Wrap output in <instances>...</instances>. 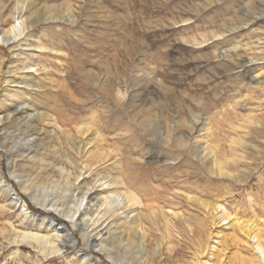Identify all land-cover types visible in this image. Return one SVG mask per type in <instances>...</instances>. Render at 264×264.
<instances>
[{"label": "rangeland", "instance_id": "374dc122", "mask_svg": "<svg viewBox=\"0 0 264 264\" xmlns=\"http://www.w3.org/2000/svg\"><path fill=\"white\" fill-rule=\"evenodd\" d=\"M22 20L28 29L16 39L8 36ZM253 56L257 60L247 62ZM242 62L256 66L245 69ZM257 66H264V0H0V143L16 146L27 128L15 119L40 111L42 120L31 118L40 146L30 156L44 160L18 157L14 166L7 148H0V264H119L89 247L55 210L52 216L79 237L78 255L70 249L46 255L36 241L16 242L17 231L55 232L40 223L45 212L12 172L34 184L51 175L61 181L54 150L68 147L55 133L78 125L95 126L108 147L92 174H124L128 168L133 177L160 187L157 216L149 207L152 194H141L142 205L125 211L124 198L112 190L98 206L102 214H113V231L120 226L117 232L125 234L121 247L127 244L125 227L140 224L130 258L139 260L147 250L155 264H264V76L257 78ZM62 114L79 122L62 125L56 120ZM178 116L192 126L177 123ZM175 134L193 137L198 152L172 161L181 167L168 175L164 157L181 152L168 147V135ZM206 144L233 178L220 177L215 161L200 159ZM69 153L77 165L64 166L80 173V157ZM81 169L76 187L92 180ZM76 189L66 206L75 218L87 205ZM16 193L29 207L27 217L9 200ZM196 197L217 209H204ZM223 214L230 219L221 221ZM252 223L260 241L242 229ZM84 251L91 256L82 261Z\"/></svg>", "mask_w": 264, "mask_h": 264}, {"label": "bare ground", "instance_id": "6f19581e", "mask_svg": "<svg viewBox=\"0 0 264 264\" xmlns=\"http://www.w3.org/2000/svg\"><path fill=\"white\" fill-rule=\"evenodd\" d=\"M27 29H28L27 21L24 20L18 21L17 24H14L10 27L7 35L12 36L13 33L12 37L13 39H16L17 37H20ZM28 46L32 47L33 45L29 43ZM226 51L227 50L225 49L220 51V55H224ZM253 60H257L256 57L253 56L248 61L247 60L246 61L253 62ZM247 62H242L241 66H244L245 69H249V68L251 69L252 67L256 66V65H252V67L251 66L249 67V65L246 64ZM257 71H258L257 78L259 76H264V66H257ZM124 92H125L124 93L125 98L130 97L129 90L127 88L125 89ZM33 116H35V118L39 120H42L43 118L42 112L36 110L35 112L30 113L29 117L21 116L15 119L16 122L21 121V122H17L18 124L21 125L22 123L23 126L24 125L26 126L27 129L25 132L27 133V135L25 138L19 139V143L18 144L16 143V146H13L11 144L13 147L10 148H7L5 143H3V146L5 147L3 149L7 148L5 153L9 156L11 165L15 164V161L18 157L28 158V160L37 157L36 154L33 155V157L30 156L31 153L36 152L37 148L40 146L39 139L38 137H36V133L39 131L38 126L33 125L31 123V118ZM62 116L63 114L60 115L59 117H56V120L59 123H62V125L70 126L71 124L73 125L74 123L79 122L77 121L78 119H76L75 117L64 118ZM178 118L179 119L177 123L182 122L185 123L187 127L192 126L191 124L188 123V121H186V119H184L183 116L182 117L178 116ZM197 131L198 130H196V132ZM53 132L54 131H51L49 133H53ZM178 132L184 134V129L179 130ZM55 135L59 144L66 145L68 147L64 150V153H59V149H57L56 147L54 150V153L59 157L58 160L61 161V165L55 168L56 170H58L60 176L62 177L61 181L57 179H52L54 176L51 175L50 177L49 176L46 177L42 183L38 184L39 182H37V184L36 183L34 184L33 182L34 179L29 180V178L23 175H16L15 170L12 172V175L14 176L15 179L18 180V184L22 187V189L26 191L31 197L32 201L36 203V205L39 206L45 212L41 215L37 214L40 217L39 218L40 223L44 224L47 229L48 228L52 229L55 233L54 235L48 236L26 230L25 231L23 230L21 232L17 231V233L19 234L16 235L17 238L16 242H23L25 240L36 241V243L40 247V250L45 252L46 255L59 253L61 249H70L75 252V255H78L77 248L79 245V237L74 231H71V229L68 227V224L66 222L61 221L59 217L52 216L53 210H55L54 212H56L59 216H63L64 219L66 218L69 221V223L72 224L73 229L79 233L82 239L86 240L87 245L89 247L91 248L98 247L99 251L102 252L110 260L114 262H118L119 264H129L130 262L132 263L131 260H133L134 264L136 263L155 264V260H153L154 256L152 257L151 251H147V250L141 252L139 260L130 258L131 256L129 254H131V250L135 246L136 231H141V228L139 227L140 224L139 223L137 224L136 220L133 221L134 223H129V222L125 223V224L129 223L127 228L125 227V231H127L128 238L126 240L127 241L126 246L121 247V242L122 240H124L123 237H125V234L122 232H117V229L120 228V226L117 227L115 231H113L111 224L118 226L116 222L114 223L112 222L113 220L111 221V217L113 216V214L110 215L107 213L102 214V211L98 210V206H100L101 208L104 201L107 200V196H106L107 193L111 192L112 190L117 191L118 194H120L122 198H124L125 211L136 210V207L142 205L143 201L140 197L141 194L145 196H149L150 194H152L153 196L148 199L152 202L149 207L150 209H153V213L157 216L159 214H157L158 209L156 208L157 207L156 203L159 204L162 198L159 195L161 193L159 185L158 187L157 185H153L149 178L141 179L140 177H133L130 174V172H127L128 168L127 171L124 172V174L123 172H121L120 174H112L110 176L100 175V174L95 176L94 174H92L93 172H98L97 165L99 163H102V158L105 159L104 156L108 148V147L106 148L103 145L105 138H101L97 128L93 125H84V126L78 125L77 128H75V130H71V132L70 131L66 132L64 130L61 132V134L55 133ZM175 135H168L171 141L168 147L171 149L172 152L173 151L174 152L181 151V152L180 153L176 152L174 154V158L170 156L164 157L163 160L166 162L165 163L166 166L165 165L163 166H165L164 168L168 175L171 172V170L181 167V164H179V162L172 164V161H176L180 159V157H184V155L196 154L198 152L197 146L195 144L196 143L195 140L194 142L192 141L193 137L191 138V137H186V135L184 136L177 134ZM161 136H162V132L159 133L158 138L160 139ZM160 140L162 141V139ZM97 141L98 142L100 141L101 144L99 145L95 144ZM0 142H1V138H0ZM1 144L2 143H0V148L2 146ZM177 144H181L184 148L182 149L179 148ZM201 148L202 150L199 152L200 154H202L200 156V159L204 163L208 159L211 160L212 162L215 161L214 169L218 171V175L220 177L222 176H226L230 178L234 177L233 172L229 170L226 167V165H224L222 162H216V160H214V153L208 144L204 145ZM69 149L75 151V154L80 157V162L78 165H80L81 168L83 166V168L86 169V172L90 174V177L92 178L90 182L89 180L84 179L82 182L83 184L81 183L82 185H78L77 187L75 186L74 181H77L79 179L82 169L81 168L79 169L80 170L79 173L77 171L78 169L74 172V171H70L64 166L65 163L70 166L77 165L75 159L69 153ZM3 156L4 154L0 152V172L2 171L1 158ZM188 158L191 159V157ZM35 159H39V161H44L39 157ZM119 163H121V161ZM192 163H194V161H192ZM233 167L235 168L236 171L238 170L236 166ZM121 168L123 169L122 166ZM141 172L144 176L148 177L149 175L148 170L143 169L141 170ZM170 178L172 179L173 176L170 175ZM1 179L2 176L0 175V183L2 182ZM50 179L52 181H50ZM164 182L162 181V183ZM76 188L79 189L80 191L79 193H82L87 198V205L82 211L79 210L78 212L79 215L77 218L73 217V215L71 216L70 211H67V207H66L70 199L69 196L70 193H72V191L75 190ZM170 192L171 191H169V193ZM16 195L17 196L11 195V197H9V200H11V202L18 208V210L24 214L23 216L27 217L28 216L27 211L29 210V207H27V204L25 206V204L21 202L20 200L21 197L18 193H16ZM196 198L195 199L200 202L201 206H203L204 209L206 210L217 209L216 204L213 203V201L203 199L202 197H196ZM171 199L174 200V196H171ZM171 199L167 200L165 198L164 199L165 204L173 205L174 201H171ZM226 219H230V216L223 214L221 221ZM184 220L188 222L189 218H187V216H184ZM242 229H244L243 231L247 234V236H251L252 234H254V237H256L258 241H260L261 234H260V230L256 227V225H254L253 223L250 225L247 224L243 226ZM106 234L108 236H105ZM147 245L150 248L151 245L153 244L150 241L147 242ZM90 256H91V252L88 251H84L82 252V254H79V257L82 258V261H85L86 259L90 258ZM87 263L92 264V261H88Z\"/></svg>", "mask_w": 264, "mask_h": 264}]
</instances>
